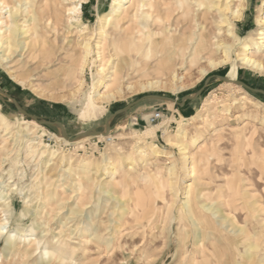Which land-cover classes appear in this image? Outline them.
<instances>
[{
  "label": "rangeland",
  "instance_id": "1",
  "mask_svg": "<svg viewBox=\"0 0 264 264\" xmlns=\"http://www.w3.org/2000/svg\"><path fill=\"white\" fill-rule=\"evenodd\" d=\"M3 1L0 264H264V94L252 90L264 91V73L241 67L246 53L264 65V0H189V11L175 0H139V11L133 0ZM187 30L213 46L161 71L160 56L131 53L149 34ZM114 45L132 55L118 76ZM235 65L242 94L221 79ZM100 93L117 98L86 115ZM153 95L179 104L145 99L112 120L110 138L69 143L40 123L71 140ZM159 110L164 124L144 135Z\"/></svg>",
  "mask_w": 264,
  "mask_h": 264
},
{
  "label": "bare ground",
  "instance_id": "2",
  "mask_svg": "<svg viewBox=\"0 0 264 264\" xmlns=\"http://www.w3.org/2000/svg\"><path fill=\"white\" fill-rule=\"evenodd\" d=\"M175 1L178 2L177 7L179 6L180 9H187L188 11L191 9V5L189 3V0H175ZM197 2H198L199 5H202L203 4L202 0H199ZM132 3H133V5L136 6V10L139 11L140 10V6H141L140 1L139 0H133ZM2 4L3 5H7L6 0H4L2 2ZM150 6H151L150 8L152 10L153 4L151 3ZM72 8H73V12L79 13L78 6H75V7H72ZM172 8H174V6ZM226 10H228V9H226ZM171 12H172V10H171ZM70 13H71V11H70ZM169 13H170V11H169ZM233 15H234L235 19H237V20L238 19L239 20L241 19V12L240 11H236ZM190 18H191V16H190ZM219 22L221 24L225 23L223 20L222 21H219ZM230 25L231 24H229V27H230ZM231 27H232V30H233V26H231ZM138 35H139V33H138ZM138 35H137V38H138ZM230 35H231V37H234L235 39L237 38L236 35H234V32H230ZM258 35L260 36L258 38V40H261V43L264 44V30H260ZM130 36H132V35H130ZM3 37H5V36H3ZM8 45H10V44H8ZM211 46H213V44H212L211 38H210V36H209V34L207 32H205L203 30L198 35H196L192 30H187L186 32H183L181 35H175V34L158 35L157 33H155V34H149V36L146 39H144V40L139 39V41H133V43H131V45H130V47H131L130 49H131V53L136 52L138 59H141L144 56L149 57V56H151L154 53L156 54V56L157 55L160 56V60H159L160 61V66L159 67H160V71H161V70L170 69L169 68L170 65H172L173 62L177 61V57H178V59L181 60V63L184 64V57L190 51L191 48L193 50V57H196L202 51L208 50V47H211ZM114 48H115V59L114 60L117 61V64L115 65L114 74H115V76H118L120 74L122 68H123L122 67L123 66V63L127 60V57H132V55L130 53L127 55L122 49L120 50L117 45H114ZM154 48H159V49H157V51H155V50H153ZM244 50L246 52H249V50H250L249 45H246L244 47ZM230 58H231V50H230V48H227V50H225V60L224 61H221V62L211 61L210 62V66H211V68H215V67L219 66L220 64H222L224 62H227ZM241 67L242 68H246V69L251 70V71H257V72H260V73H264V65L260 61L254 59V56H249V53L248 54L247 53L244 54L243 57L241 58ZM103 71H104V68L101 69V72H103ZM207 74H208V70L203 69L201 71V75L203 77L206 76ZM238 76H239V66L235 65L232 68V70L230 71L229 75H228V78H229V80L231 82H226V87L227 88H230V89H232L234 91H236L237 93H241L242 94L243 89L239 85H237L236 83H234V82L237 81ZM152 87H153V85L151 84L148 88H152ZM115 98H117V96L115 94L100 93V94H96L95 96H92L90 94V95H88L87 103H86V107H85L84 112L88 116L91 115V114H94L97 111V109L99 108L98 107L99 101L105 102V101L113 100ZM245 99L247 100L248 98L247 97H241V100H245ZM34 122H33V124H34ZM163 124L164 123L162 122V123H160L158 125H155V126L151 127L150 129H147L143 134L146 135V136H152L153 137V136L156 135L157 129H159L160 125H163ZM37 126H39V125H37ZM41 128H43V127H41ZM95 137H106V138H110V137H107L105 135H99V136H95ZM85 138H88V137L81 138L78 141H80L82 139H85ZM78 141H76V142H78ZM67 142L70 143V141H67ZM167 144H168V146H172L174 143L171 140H169ZM166 157H168V156H166ZM1 229H4V228H1ZM31 242L32 243L34 242L33 243L34 246L36 244L39 245V241H37L36 239L33 240V241L29 240V244H31Z\"/></svg>",
  "mask_w": 264,
  "mask_h": 264
},
{
  "label": "water",
  "instance_id": "3",
  "mask_svg": "<svg viewBox=\"0 0 264 264\" xmlns=\"http://www.w3.org/2000/svg\"><path fill=\"white\" fill-rule=\"evenodd\" d=\"M221 79L224 80L225 82H231V81L229 80V78H223V77H222ZM209 80H210V78L207 80V82H208ZM207 82H206V84H207ZM234 83L249 88L246 84H244V83L241 82V81H238V80H237V81L234 82ZM206 84H205V86H206ZM205 86H204V87H203V88H202V89H201V90H200L195 96L184 98L183 103H184L186 100H196V99H198V98L202 95ZM249 89H250V88H249ZM252 90L264 94V91H261V90H254V89H252ZM145 99L170 100V101H172V102H175V103L179 104V103H178L175 99H173V98H167V97H162V96H154V95H153V96H147V97H145V98H142L141 100H138V101H136V102H133V103L129 104V105L126 106L125 108H123V109L117 111L116 113H114V114H113V115L107 120V124H106V129H105V131L102 132V131L91 130V131H88V132H86V133L80 134L79 136H77L76 138L71 139V140L68 138V136H67V134H66V130H65L64 126H63L61 123H59V122H46V121H40V123H41V124H44V125L59 126V127L61 128V130H62V133H63L64 137H65L67 140L71 141V142H74V141H76V140H78V139H80V138H82V137H86V136H99V135H105V136H108V135H110V133H111L110 123L112 122V120H113L116 116L128 112V111L131 110L133 107H135L138 103H140L141 101H143V100H145ZM14 102H15V106H16V108H17V111H18L20 114H23V115H26V116L32 117L34 120L39 121L38 118H37L36 116H33V115L27 113L26 111H24L23 109H21V108L18 106V104H17L16 101H14Z\"/></svg>",
  "mask_w": 264,
  "mask_h": 264
},
{
  "label": "built area",
  "instance_id": "4",
  "mask_svg": "<svg viewBox=\"0 0 264 264\" xmlns=\"http://www.w3.org/2000/svg\"><path fill=\"white\" fill-rule=\"evenodd\" d=\"M165 117V113L163 110H159V111H156L154 113H151L150 115L147 116V120H146V123L148 125H158L160 124L163 119ZM142 121V120H139L138 118L135 119V122L136 124L135 125H138L139 122Z\"/></svg>",
  "mask_w": 264,
  "mask_h": 264
}]
</instances>
